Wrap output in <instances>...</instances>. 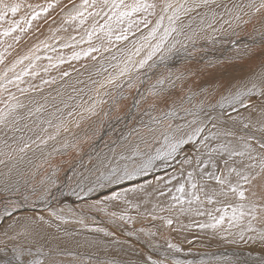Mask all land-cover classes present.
Masks as SVG:
<instances>
[{"label":"bare ground","instance_id":"1","mask_svg":"<svg viewBox=\"0 0 264 264\" xmlns=\"http://www.w3.org/2000/svg\"><path fill=\"white\" fill-rule=\"evenodd\" d=\"M46 1L47 3L53 1L54 5H48L50 7H48L45 12L39 13V17L48 16L49 10H53L54 12L59 11L60 6L63 3V0ZM148 2L150 3V0H148ZM69 3L71 2H68L66 5L70 6ZM76 11L77 9L74 6V8H70L65 11L64 17L70 19V17L75 15L73 13H76ZM165 14L166 13L163 12L159 16ZM137 15L138 13L135 15V19L140 17L139 15L136 18ZM143 18L144 17H142V19ZM106 20L107 17L104 18L101 26L105 24ZM247 20L249 22L246 24L240 22L236 24L235 21V25L231 27L233 30L226 38L213 40L211 37L213 34L212 32L204 33L205 35L197 38L196 44L187 48L178 49V47V51L171 55L168 54L165 56L167 54L165 52L162 54L165 56L164 60H159L151 68L146 66V68H144L142 71L134 74L133 79L136 80V77H139V80H137V83H134L136 84L135 88H129L125 83L126 85L124 86V94H126V92H132L133 94L135 92L137 95L136 98H129L130 103L131 101L132 103L127 111L124 107V115H122L123 113L121 115L115 114L121 108L119 105H121L124 101L123 98L120 100L117 107L111 109L108 116H104V114L101 113L100 117H97L93 121H89V125L85 126L84 130L81 129L82 131L79 134L78 139H75V137L78 136L75 131L68 132L65 134L64 138H59L57 141L52 140L47 144L39 145V147L35 146L34 149L38 150H31L25 154H22V160L17 158L9 161L10 165L13 163L16 165V169L13 171L14 178L16 177L17 170L27 174V176L25 175V178H29L31 173L36 171L34 167L35 165H42L36 175H46L42 177L45 179L51 176L55 171L56 174L54 179H56L57 185L60 187V191H57V189L53 191V189L56 187L52 188V191L55 193V197L50 198V202L47 205L40 200H36L35 203L30 200L19 209L11 208L8 206L5 199L0 198V233H2L7 228L8 224L11 223L12 219L14 218L32 215H44L47 218L49 208H64L68 217V222L64 223L63 221H56L55 224L59 225V227L53 226L51 228H45L41 239L38 241L37 246H42L44 253L47 255L41 256L36 251V247H33L32 255L27 258L43 259L45 264H109L111 261H116L117 264H144L146 258L149 256L152 258V260L157 261L158 264H178V262L179 264H264V247L261 246L259 241L256 243L247 241V236L252 235V233H246L244 240H239V236L237 235L236 239L239 242L232 244L221 238V233H223L225 236L228 235V232L225 231V229L228 227L227 220L223 229L213 230L211 228L200 227L202 223L211 222V219L208 215L209 212L212 213L213 216L222 215L223 213L217 212L216 209L225 207V205L208 203L202 194L201 201L198 202L193 200L191 205H189L187 201L192 198L190 182L186 184L184 194H181L176 190L180 184H184L186 181H188V172H193L195 180L200 183H206L213 186L215 185V182L207 180L203 173L204 171H217V169L212 167L213 163H216L217 167L222 169L223 161L216 154H212V159H209L208 150L203 148L201 145L203 134L199 139L189 142L186 145H182L175 154L169 156L165 153L162 156L163 160H161L162 157L154 159L152 166L145 172V174L135 177L134 180H125L119 185L108 184L107 187H98L94 192L89 193L83 198L72 195L69 189L64 186L66 183V175H71L70 169L75 167L77 171L84 172L85 175H88L86 169L91 167L89 156L94 157L96 153L103 154L108 152L106 145L110 147H116V145L112 143L113 141H116L117 144H128L129 141L132 145L138 144L139 151L141 153V156L136 158V163L138 164L147 160L149 157H156L157 153L162 154V151L165 149V147L169 149L168 145L165 143L163 137L160 136L159 133H157V137L155 139L147 136V143L141 142L140 138L135 134L129 137L128 140H125V137L128 136V133L133 128L144 129L145 125H151L152 127H163L158 126L154 121L156 119L163 118L165 111H172L171 104H169L168 107H165L161 104L158 105L155 110H153L149 107L151 101L149 100L146 102L141 98V94L144 96L148 95V91L152 89V86L156 84L158 79H163L165 77L168 78L164 80L163 85H159L158 87H162L164 89L163 95H168L171 93V99L177 101L174 115L170 117V121H166V123L171 122L175 126L177 124H186L188 121L193 119L191 115H188L183 111V108L194 110L195 106L198 105L201 100L205 99L207 95V93H204L202 89H207L212 93V97H209V101L215 104L220 98L218 91L221 90L222 86L236 84L242 79H247L254 70H258L260 63L259 56L250 59L248 56H244L243 53L246 48H250L253 52L258 53L259 48L254 49L255 47L234 46L238 41L249 42L255 37L259 38L260 40L259 33L264 32V18L256 15L251 18L248 17ZM164 22L167 25L168 20L165 19ZM79 23L80 22H76L73 23V25L79 27ZM95 23L90 26L88 31L91 30ZM12 26L13 25H9V27ZM40 26L41 25L35 27L36 30H39ZM154 26L155 25H153V27ZM32 27L34 28V26ZM50 28L51 25H47L43 30L47 31V29ZM135 29L136 28H133L132 30ZM117 30L120 31V28L114 26V32ZM2 32L0 33V39L5 42V46H11L13 43V32L10 36L5 38ZM100 34L101 32H98L95 37H98L97 35ZM103 36L106 37L104 33ZM84 37L86 38L87 34ZM81 39L82 38H80V40ZM99 39H101V41L97 43L96 48L104 46L103 49H106L108 45L114 44L112 40L109 42L107 37L103 38L101 36ZM80 40L78 39V41ZM73 42L74 41L72 39H67L62 44H68L70 46V44ZM53 46L55 47L56 43H53L52 47ZM136 48L137 47H135V49ZM78 53H83V51ZM188 56L194 57L197 63L179 68L177 62ZM83 57L84 56L81 55V57L77 59L73 65H65L55 70L52 73L51 78L55 76L58 77L51 80L50 84L46 83L45 81H42V83L40 82L38 84L36 81V84L39 86H44L46 84L53 86V82L61 79L63 77L62 75H64V73L70 68L73 74L79 75V67L82 65L79 64V61H84ZM139 57L140 54L132 56V59L137 61L139 60ZM155 59H161V55ZM117 71L118 70H116V72ZM181 75L183 76V80H177L176 77ZM78 79L79 76L77 77V80ZM121 79L123 80L124 77ZM24 81L25 80H21V87L18 90V92H20L17 94L23 95L24 93H27L29 97L28 90L23 87L27 81L28 85H32L34 80H27L25 83ZM72 82L75 83V81ZM170 82L175 84V88L171 87ZM55 86L59 87V83H56ZM21 89H25L26 91H21ZM189 89H191V92L197 94L193 97L192 103H188L187 101V97L191 95V93L188 91ZM102 91H104V89ZM1 92L3 93L4 91ZM8 92V95H13L15 93L12 87ZM87 92L89 93L88 90L86 93ZM130 96L131 95H129V97ZM181 96L185 98L182 107L180 105L179 99ZM1 97L2 96H0V102L2 99ZM136 101H139L138 106L136 105ZM127 104L126 102L123 103L125 106ZM109 108L110 106L105 108V111L109 110ZM221 111L230 113L232 116H236L238 114L229 107H226L225 109L217 108L211 114L216 116ZM239 112L240 114H246L243 108H240ZM200 119H207V117L201 114ZM221 119H226V117H221ZM83 121L84 120H82V126H84ZM208 127L211 128V125L209 124ZM114 128L118 129V131H115V136L113 137V135H111L112 137L110 138H104V136L107 137L110 130L113 131ZM95 131L98 134L92 136L91 134ZM184 131L189 132L190 129H185ZM212 131H215V129H212ZM73 136L74 138H72ZM77 141L80 142L79 152L83 150L80 155L78 152L74 153V149L72 147H61V144H70L71 142L75 143ZM223 142L224 140L222 138L220 140H210L208 143L209 147H217ZM50 143H53L54 145H51ZM58 143H60V147L58 146ZM43 145H49L47 148L48 150L46 148L44 149L45 146L43 147ZM43 150H47L48 152L51 150L52 153L45 154L47 151ZM61 152L64 154H69L65 160L58 156L61 154ZM39 153H42V155ZM51 155L52 157H59L55 159V161H59L57 165L55 162H53L54 159L51 158ZM201 160L207 164V168H205V163L198 162ZM44 161H47V163H44ZM91 163H95V160H92ZM81 164H83V166H81ZM57 169L59 170L56 171ZM7 171L8 169L0 165V172ZM39 176L37 178L41 180V177ZM35 183L37 184L38 182L35 181ZM137 186H142L143 191L130 193L128 195L127 199L132 203H125L123 200H120L121 203L119 204V202L114 201L113 203L115 206L111 207L112 203L108 202V210L107 212L102 211L104 213L103 216H100L101 211L95 208H93L91 211L88 210L87 205L93 204L98 200L104 201L107 196H110L113 193V191H122L124 189ZM161 193L164 194L161 195ZM173 197H182V199L179 203H177L173 200ZM21 199L22 198L17 195H8V200ZM134 205H139V207ZM169 205H175L172 212H168L166 210L168 209ZM6 207L8 211L13 213L12 217L10 218L5 217ZM81 207L84 208L86 213L83 216L75 214L78 213ZM100 207L103 208L104 204H101ZM180 207L190 209V211H186L181 214L179 212ZM109 208L113 211L124 210L128 213V216L123 214L126 217H129L133 213L137 214L139 217L135 221L128 220L127 218L121 221L113 217H108L110 213ZM69 209H72L73 211L70 212L68 211ZM198 211L204 214L198 215ZM23 213L27 214L24 215ZM231 214L232 209L229 208L228 217H231ZM154 215L159 217H171L173 224L168 226L164 220L153 219ZM80 219L83 220V224L78 222ZM143 225H147L148 227L142 228L141 226ZM257 227H264V225H257ZM98 228L103 229L104 232L114 233V235L105 236L104 232L95 231V229ZM140 229H144V231L141 232ZM230 231L236 234L239 232V228L233 227L230 229ZM149 232L153 234L148 235ZM232 238V236H228V239ZM2 239L3 237L0 235V240ZM170 243L179 245L180 251L170 248L168 246ZM0 247H2V245H0ZM8 259H12L13 264H15V259L11 252H8L7 255L0 253V264H4V262Z\"/></svg>","mask_w":264,"mask_h":264},{"label":"snow or ice","instance_id":"2","mask_svg":"<svg viewBox=\"0 0 264 264\" xmlns=\"http://www.w3.org/2000/svg\"><path fill=\"white\" fill-rule=\"evenodd\" d=\"M212 5L217 4V0H193L191 5L187 2L174 6L172 3H165L162 12L169 13L170 15H161L154 27H152L147 36L143 37L145 41L149 39H156L157 33L160 32L163 27L165 19L168 20L167 27L163 28L162 34L159 36V40L155 45L150 46V51L147 55L139 60L135 61L132 56L139 55L143 50L144 45L141 44L135 49L134 52L130 53L128 59L123 63V67L113 65L114 68L119 70L113 74L109 73L103 81H93L98 86L93 90L94 95L89 96V101H82L77 107H81L83 111L79 114L81 119H84V113L88 114V118L100 117L103 112L104 116H108L112 108L118 106L121 99L124 98V86L127 82L129 88L133 87V79L130 76L132 68L143 69L147 67L151 68L153 64H149L148 61L152 60L158 52H166L171 55L174 54L177 49V45L181 48H186L187 45L184 41L175 39L173 33L176 36L184 35L182 28L176 26V22L180 20L181 16L197 9L204 7L212 11L211 19L207 23L206 27L211 29L213 32L218 31L214 27L217 20H222L220 31L224 30L223 25L227 24L229 27L232 26V21L235 20L240 23H248V20H243L244 16L249 18L259 15L264 18V0H248L246 4L233 3L232 7L229 8L224 5V13L218 14L212 9ZM22 7L19 3H8L6 0H0V21L5 20L9 13L15 16L20 8ZM31 7V5H29ZM77 8L76 15L70 17L75 20L80 18V23L83 24L87 17L94 16H106L107 20L104 25L97 29L96 25H93V31L88 32V40L91 42L93 35L98 32H103L104 35L111 42L114 34V26L120 28V34L115 36L116 40H127L128 32L133 28L139 29V25L143 24L144 27H148L151 21L148 19L149 16L155 15V9L157 8L156 3H149L148 0H134L132 4H128L125 0H83L82 4L75 6ZM88 8H94L96 11H88ZM87 12V16H85ZM137 13H145L146 15L142 20H135L133 17ZM228 15L230 19L225 20L224 15ZM37 16L39 13L36 14ZM197 15H200L197 12ZM206 15V14H205ZM33 16L32 19H35ZM203 22V21H202ZM30 24V21H28ZM127 24V28L122 25ZM19 28V22H14L13 26L7 29L3 35L8 36L12 32H15ZM22 30V29H21ZM203 30V29H201ZM134 34V33H133ZM196 32H193L191 36H185V39L190 42H195ZM260 40L257 47L259 52H253L250 48H246L243 55L248 56L250 59L259 56L260 63L258 70H254L247 79H242L236 84H229L222 86L221 90L218 91L220 96L219 100L215 104L209 101V97H212V93L207 89H202L204 93H207L205 99L201 100L195 109L183 108V111L188 115H191L193 119L188 121L186 124L173 125L170 121V117L174 115L177 101L171 99V93L163 95L164 89L158 87L164 84L163 79H158L156 84L152 86V89L148 91V95L144 96L141 94V98L146 102L151 101L149 107L155 110L158 105H164L168 107L171 104L172 111H165L163 118L156 119L154 122L158 126L163 127H152L151 125H145L144 129L133 128L125 140H128L133 134L140 138L141 142L147 143L146 137L150 136L152 139L157 137V133L163 137L165 143L168 145L169 151L166 155L175 154L182 145H186L189 142L195 141L202 136L201 145L203 148L208 150L209 159H212V154H216L223 161V168L219 169L216 163H213L212 167L217 171H204L203 175L207 180L214 181L215 185H209L206 183H200L195 180L193 172H188V181L184 184H180L176 189L177 192L184 194L185 186L190 182L192 189V198L187 201L191 205L193 200L201 201V194L208 201V203L222 204L225 207L216 209L217 212H222V215L213 216L212 213H208L211 222L202 223L201 228H211L213 230L223 229L227 220L228 227L225 231L228 235L225 236L221 233V238L225 239L228 243H238L236 236H239V240H244L246 233H252L247 236V241L256 243L259 241L262 247H264V227H257V225H264V32L259 33ZM170 37H173V42L168 44ZM214 38V37H213ZM255 43V41H254ZM167 47L165 48V45ZM67 46V45H66ZM98 48L90 47L83 53H74L71 59H79L81 55L88 56L93 51H99ZM107 50V49H106ZM24 59L29 57H23L17 61V64L23 63ZM39 59V57H35ZM50 59V58H49ZM63 57L60 58L63 62ZM165 56L161 55V60H164ZM3 62V57L0 56V63ZM131 65V67H130ZM16 65L9 68L8 71H14ZM31 67V65H29ZM106 71V69H105ZM27 71H23L22 74L17 75L15 80H22L23 75H27ZM68 75L67 72L64 73ZM7 76V72L3 74ZM122 77H128V80H122ZM3 79V77H0ZM138 80L139 77H136ZM177 80H183V76H177ZM14 81L9 79L7 83H13ZM47 83V81H46ZM171 83V82H170ZM171 87L175 88V84L171 83ZM115 88L117 91L113 96L107 89ZM104 89V91H101ZM21 91H26L21 89ZM191 95L187 97L188 103H192V99L197 94L188 90ZM108 97V99H105ZM10 99L15 100V96H11ZM71 99V98H70ZM180 105L183 106L184 97L180 98ZM111 101L109 110L105 111L104 105ZM136 105H139V101H136ZM66 107L68 105H65ZM23 105L20 103L7 104L6 109H0V129H7L9 131L20 132L22 129L14 127V125L23 117L16 115V110L22 108ZM226 107L232 108L233 111L237 112L236 116H232L230 113L221 111L218 115L213 116L211 113L217 108L225 109ZM243 108L246 114H240L239 109ZM39 111V109H37ZM201 114L207 117V119H200ZM73 111L68 112V116L72 117ZM226 117V119H221ZM51 126V121H48ZM209 124L211 128H209ZM12 126V127H10ZM76 127H79V122L76 123ZM63 128L64 131H68L67 122L61 120L57 125V134L59 129ZM185 129H190L189 132H185ZM215 129V131H212ZM44 131H47L45 129ZM7 135V132H5ZM95 135V133H93ZM224 140L223 143L217 147H209L210 140ZM11 139L13 144H9L8 140ZM18 139L22 140L23 137L16 138L14 135L8 139L2 141L3 147H0V165L8 169L7 172H0V198L7 201L8 206L13 209H19L23 207L25 203L32 200L33 203L36 200L43 201L46 205L49 204L50 198L55 197V193L52 191L53 187L60 191V187L57 185L55 177V171L45 180L39 181L37 185L34 182V177L39 171L42 165H35V172H32L29 178H25V174L16 171V177L13 176V171L16 169V165L9 164V161L14 159H23V155L28 149L32 147V144L36 141L24 142L23 144L18 143ZM39 139V138H38ZM50 139H55V136H48L47 139L40 140L41 144H47ZM116 147H108L106 153H96V155L89 156V162L91 167L86 169L88 175L84 172L77 171L75 167L70 169L71 175H66L65 187H67L72 195L83 198L89 193H92L98 187H107L108 184L119 185L125 180H134L137 176H142L152 166L153 160L160 158L159 153L156 157H149L147 160L141 163H136V158L141 156L139 151V145H132L129 141L128 144H117L116 141L112 142ZM15 145V147L13 146ZM39 147V145H37ZM74 150H79L80 142L77 141L70 145ZM65 148L69 147L68 144L64 145ZM119 149V151H118ZM95 160V163H91ZM123 162V163H122ZM199 163H205L204 161H198ZM47 163V161H44ZM83 166V164H81ZM205 168L207 164L205 163ZM57 169L56 171H58ZM74 181V183H73ZM143 191L142 186H137L122 191H113L110 196H107L104 201H96L93 204L87 205L88 210L91 211L93 208L99 211L107 212L108 202L123 200L125 203H132L127 199L130 193H136ZM17 195L21 197V200H8V195ZM164 193H161L163 195ZM182 197H173V200L179 203ZM101 204L105 206L100 207ZM139 207V205H134ZM175 205H169L168 212H172ZM232 209L231 217H228V209ZM163 210V209H162ZM68 211H73L69 209ZM190 209L184 207L179 208V212L183 214ZM79 216L85 215L84 208L81 207L78 213ZM198 215L204 213L197 212ZM13 213L5 208V217H12ZM109 215L113 218L121 221L132 220V217H126L123 214L117 212H110ZM153 219L164 220L168 226L173 224L171 217H159L154 215ZM56 221L68 222V217L65 213L64 208H49L48 217L44 215H32L22 216L12 219L11 223L8 224L7 228L0 233L3 239L0 240V253L7 255L11 252L15 259V264H45L43 259L39 258H27L32 255L33 247H36V251L41 255H47L43 251L42 246H37L38 241L42 237V233L45 228H51L53 226L59 227L55 224ZM79 223L83 224V220L80 219ZM238 227L239 232L234 234L230 231L231 228ZM97 232H104L103 229H95ZM141 232L144 229H140ZM153 233L149 232L148 235ZM105 236H112L114 233L104 232ZM228 236H232V239H228ZM170 248L180 251L179 245L169 244ZM4 264H13L12 259H8ZM109 264H117L116 261H111ZM144 264H158L157 261L152 260L149 256L146 258ZM179 264V262H178Z\"/></svg>","mask_w":264,"mask_h":264},{"label":"rangeland","instance_id":"3","mask_svg":"<svg viewBox=\"0 0 264 264\" xmlns=\"http://www.w3.org/2000/svg\"><path fill=\"white\" fill-rule=\"evenodd\" d=\"M38 1H36V0H6V2H8V3H13V4L19 3L22 5V7L20 8L19 12L15 16H13L11 13H9L5 20L0 21V22H2V23H0V27H1L0 30H1V32L3 31L2 33H4L7 28H10L9 25H13L14 22H19V28L15 32H13L12 36H15L20 31L21 26H26V25L29 26L28 21H30L32 26H34L33 29H35V27H38L39 25H41L40 26L41 30L39 29V30L35 31L36 44L32 48V51L35 52L34 57H32V56L29 57V55H28L29 59H24L23 63L18 64L19 68L18 69L15 68L14 71H8L9 68H7L8 67L7 65L9 64V62L12 61L13 57H10L9 59L5 58V59H3V62L0 63V77H3V79L0 80V84H1L0 85V96H2L1 97L2 99L0 102V109H6V105L9 103H11V104L20 103L23 105L22 108H19L16 110V115L23 117V119H20L14 125V127H18L20 129H22V131L13 133L12 131H9L7 129H0V147H3L2 141L4 139H8L9 137H12L14 135L16 138L23 137L22 140L18 139V143H20V144H23L24 142L31 143V141H36V143L32 144V147L30 149H28L27 152H29L31 150H38V149H34V147L37 145H42L40 143V140L47 139V137L50 135L55 136V139H50L47 141V143L52 141V140L57 141L59 138H64L66 133L72 132V131L76 132V134L78 136L75 137V139H78L79 134L81 133L82 130H84V127L89 125V123H90L89 121H91V120L93 121L94 119L97 118L94 116V117H91L89 119L88 114L84 113L85 118L82 119V120H84L83 121L84 126H82V120H81L79 114L83 111V109L81 107H77V105L80 104L82 101H88L89 103L91 102V101H89V96L94 95L93 90L98 86L97 84H94L93 81H97V82L103 81L104 78L109 75V73L115 74L116 70H119V68H114L113 65L119 64L120 67H123V63L125 62V60L128 59L129 54L134 52L135 47H139L140 44H143L144 48L140 52L139 60L143 59L147 55V53L151 50L150 46L155 45L158 42L159 36L163 32V28L167 27V25H168V23L166 25L165 22H163V27L161 28L160 32L157 33L156 39H149L148 41H145L143 39V37L148 35V33H149L150 29L153 27V25H156V23L160 17L159 15L163 13L162 8H163L165 3H172L174 6L179 5V4H184L186 2L188 5H191L193 3V0H150V3H156L157 4V8L155 9V15L148 17V19L151 21V23L148 25V27H144L143 24H140L138 30L135 29V30H131L128 32V39L127 40H116V39H114L116 35L120 34L119 30L115 31L113 36H112V39H111L114 44L108 45L109 47L108 46L106 47L107 50L103 49L104 46L99 47L98 48V49H100L99 51H93V52H91L90 55L83 57L84 61H79V64H82L79 67V70H80L79 75L73 74V72L70 68V69H68L69 71L67 70L68 75L67 76L62 75L63 77L61 76L62 77L61 79L53 82V86L47 85V84L44 86H39L37 84L40 82L42 83V81H45V82L47 81V83L50 84L51 80L57 78L58 76L51 78L52 73L55 70L61 68L62 66H65V65L75 64L77 59H71V57L74 53H78L80 51L84 52L85 50L90 48V46L93 48L94 47L96 48L97 43L101 41V39H99V38H101V36L103 38H106L103 36V32H101L100 35H97L98 37H95V35H93L91 42H89L88 36L86 38L84 37L88 32L93 31V27L91 28L90 31H88L90 26L93 23L96 22L95 25L97 28H99L101 26L104 18H106V16L100 15V16H94V17H87V19L83 23V25L81 23H79V27H77V26H74L73 23L80 22V20H79L80 18H77L75 20L66 18V17H64L65 11L70 9V8H74V6H79V4L81 5L83 0H66V1L61 0L63 2L60 6V9L62 8L61 9L62 11L60 9L57 12L56 11L54 12L53 10H49L50 15L47 16V18H49V19H47V18L43 19V17L36 16V14L45 12L48 9V7L54 5L53 4L54 2L52 1V2L47 3L46 0H42V1L38 0ZM67 1L71 2V3H69L70 6L66 5L68 3ZM125 2L128 4H132V2H134V0H128V1L126 0ZM257 2H259V0H257ZM233 3L246 4V3H248V0H217V4L220 6L217 7V5H212V9H214L215 12L218 14H223L225 11L223 6L227 5L229 8H231ZM29 5H31V7H29ZM48 5H50V6H48ZM64 5H66V6H64ZM88 11H96V9L88 8ZM197 12H199L200 15H197ZM73 14L76 15V13H73ZM170 14L171 13L169 11V13L165 14V16L170 15ZM75 15H73V16H75ZM86 15H87V12H85V16ZM139 15H140V17L138 19H135V16L133 17V19L141 20L142 17H144L146 14L145 13H140V14L138 13L136 18ZM211 15H212V11L210 9H207L204 7H201L199 9H197L196 11H192L190 13L182 15L180 20L176 22V26L178 28H182L184 35L176 36V34L173 33V37L175 39H179V40L184 41V43L187 45V47L196 44L197 38L205 35L204 33L212 32L213 34L211 35V37L213 40H217V39L220 40V39L226 38L231 33V31L233 30V28H231V27L235 25V20L232 21L231 27H229V25H227V24H224L223 25L224 30L220 31L219 29L221 28V24L223 23V21L218 19L217 22L214 24V27L216 29H218V31L213 32L211 29H208L206 27L207 23L211 19ZM33 16H36V18L32 19ZM223 18L225 20L230 19V17L226 14L224 15ZM247 19H248L247 16L243 17V20H247ZM11 22H12V24H11ZM237 23L238 22L236 21V24ZM2 24H3V26H2ZM47 25H51V28L47 29V31L42 30L43 27H45ZM6 26H8V27H6ZM122 27L127 28V24L125 23L124 25H122ZM201 29H203V30H201ZM193 32L197 33V36L195 37L194 43L185 39V36H191L193 34ZM78 36H80V37H78ZM173 37L169 38V40L167 42L168 44H171L173 42ZM77 38L79 40H80V38H82V39L80 41H78ZM67 39H69V40L72 39L74 42L71 44H73V45L70 44V46H69L67 44V46H66V45L62 44ZM95 40H96V42H95ZM254 41H255V43H254ZM53 43H56L55 47L54 46L52 47ZM13 44H14V42L12 43V45ZM258 44H259V38L255 37L252 40H250L249 42L238 41L237 43H235L234 46L235 47H255L254 49H257ZM166 47H167V44L165 45V48ZM177 48L181 49L180 45H177ZM163 53H165V52H163V51L158 52L155 56H153L152 60L148 61V63L149 64H153V62L157 63L161 59H155V58L159 57ZM167 55L168 54H166L165 56H167ZM0 56H2V53H0ZM22 57H27V54L24 53ZM22 57H20V58L22 59ZM35 57H39V59H35ZM61 57L64 58L63 62H61V60H60ZM139 60H137V61H139ZM13 62L15 63V61H13ZM87 62H89V63H87ZM177 63H178L179 68H182V67H185L188 65L196 64L197 61L195 60L194 57L188 56V57L182 58ZM29 65H31V67H29ZM85 66H86V68H85ZM146 66H145V68H146ZM105 69H106V71H105ZM143 69H138L135 67L132 68V71L130 73V76L132 75L131 76L132 79L134 77V74L142 71ZM25 70L27 71L28 74L22 76V80H25L24 83L27 80H29V81L34 80L35 81V82L34 81L32 82V85H28V81H27V83L23 87V88H26V90H28L29 97H28L27 93H24L23 95L17 94L20 92V91L18 92V90L21 87V80L17 81V80H15V77L17 75L22 74V72ZM85 70L87 73L85 72ZM19 71H21V72H19ZM90 71H92V72H90ZM5 72H7L6 77L3 76V74ZM76 76L77 77L79 76V79H78L79 81L77 80ZM89 76H90V78H89ZM9 79L13 80L14 82L13 83H7V81ZM38 80H41V81H38ZM123 80L127 81L128 77H124ZM36 81H37V84H36ZM72 81H75V83ZM133 81H134L133 82V85H134L133 88H135L136 84H134V83H137L138 81H137V79L136 80L133 79ZM77 82H79V83H77ZM56 83H59V87L61 89L58 86L57 87L55 86ZM126 84H127V82H126ZM11 87L15 92L13 94L15 96V100L10 99V97L13 95H8V93H9L8 91L10 90ZM13 87H15V88H13ZM2 88H4V89H2ZM47 89H49V90H47ZM87 90L89 91V93L88 92L86 93ZM102 90L103 89H101V91ZM1 91H4V92L2 93ZM78 91H79V94H78ZM108 91H110L112 93V95L114 96L117 90L115 88H109ZM129 95H131V96L129 97ZM136 95L137 94L135 92L133 94H132V92H129V93L126 92V94H124V99H123L124 101L122 102L121 105H119V106H121V108H120L121 110L119 109V111L116 112L115 114L121 115L123 113L122 115H124L125 110L127 111V109L129 108V106L132 103V101L130 103L129 98L130 99H131V97L136 98ZM105 99H108V97H105ZM125 102H126V104L128 103L126 105L128 107L123 105V103H125ZM65 105H68V106L66 107ZM110 105H111V101L109 100V103L105 104L103 107L105 109ZM37 109H39V111H37ZM69 111L74 112V115L72 117L68 116ZM102 114H103V112H102ZM61 120H65L67 122L68 131H64L63 128H60L59 134H57V125L60 123ZM48 121H51V126L49 125ZM77 122H79V127H76ZM10 127H12V126H10ZM45 129H47V131H44ZM97 129H101V128H97ZM115 131H118V129L114 128L113 131L110 130L107 137L104 136V138H106V139L110 138V137H112L111 135H113V137H114L115 133H116ZM5 132H7V135H5ZM93 133H95V135L98 134L96 131ZM93 133L91 134L92 136H93ZM61 135H63V136H61ZM72 138H74V136ZM8 142H9V144H13V141L11 139H9ZM60 143H58V146L60 145ZM50 144L54 145L53 143H50ZM71 144H72V142L70 144H68L69 147H71L70 146ZM64 145L65 144H61V147H64ZM13 146L15 147V145H13ZM48 146L49 145H43L44 149L45 148L47 149ZM47 150H43V151H47ZM168 151H169V149H167L165 147V149L162 151V154H159V156L162 157L165 153H168ZM77 152L80 155V153H82L83 150H81V152H79V150H74V153H77ZM51 153H52V151L50 150L49 152L47 151L45 154H51ZM39 154L42 155V153H39ZM45 154H43V155L46 156ZM62 154H64V153L61 152V154L58 156L60 158H62L63 160H65V158H67V156L69 155L68 153L64 154L65 156ZM52 155H51V158L54 159L53 162H55V164L57 165L59 163V161L58 160L55 161V159H57L59 157L58 156L52 157ZM0 158H2V157H0ZM161 160H163V157L161 158ZM69 161H71V160H69ZM69 161H66V162H69ZM25 175L27 176V174H25ZM38 176L41 177V180H45V178H42V177H44L46 175H41V174L35 175L34 180L38 182L37 184H39V181H41L39 178H37ZM56 189L57 188L53 189V191H55ZM61 192H63V191H61ZM113 202H109V203H112L111 207L115 206V204ZM117 202H119V204L121 203L120 200ZM109 212H117L118 214H125L126 216H128V213L125 212L124 210L113 211L109 208ZM23 214L26 215L27 213H23ZM103 215H104V213L101 211L100 216H103ZM108 217H111V216L108 215ZM129 217H132V221H135L139 216L137 214L133 213ZM141 227L147 228L148 226L143 225ZM160 233H163V232H160ZM185 264H187V263H185Z\"/></svg>","mask_w":264,"mask_h":264},{"label":"crops","instance_id":"4","mask_svg":"<svg viewBox=\"0 0 264 264\" xmlns=\"http://www.w3.org/2000/svg\"><path fill=\"white\" fill-rule=\"evenodd\" d=\"M48 15H50V14H48ZM45 18H47V16L43 17V19H45ZM39 29L41 30V28H39ZM43 29H44V27H43ZM35 31H37V30H36V28L33 29V27L31 26V23L29 24V26H27V25L21 26L20 31L15 36H13L14 44L12 46H5V42H3L2 39H0V53H2L3 59H5V58L9 59L10 57H13L12 61L9 62V64L7 65L8 67L6 66L7 68H12L13 65H16L15 68L18 69L19 67H18L17 61H19L21 59L20 57H22L24 53L27 54V57H28V55H29V57L35 56V52L32 51L33 46L36 44ZM10 35H8V36H10ZM5 37H7V36L4 35V38ZM13 61H15V63ZM21 71H19V72H21ZM2 89H4V88H2Z\"/></svg>","mask_w":264,"mask_h":264}]
</instances>
